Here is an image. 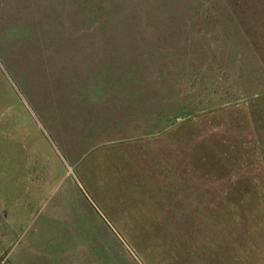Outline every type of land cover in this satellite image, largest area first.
<instances>
[{"label":"rangeland","instance_id":"rangeland-1","mask_svg":"<svg viewBox=\"0 0 264 264\" xmlns=\"http://www.w3.org/2000/svg\"><path fill=\"white\" fill-rule=\"evenodd\" d=\"M0 264H264V0H0Z\"/></svg>","mask_w":264,"mask_h":264}]
</instances>
